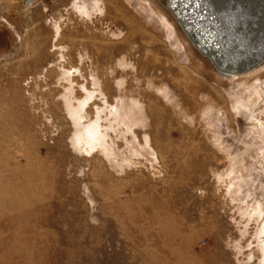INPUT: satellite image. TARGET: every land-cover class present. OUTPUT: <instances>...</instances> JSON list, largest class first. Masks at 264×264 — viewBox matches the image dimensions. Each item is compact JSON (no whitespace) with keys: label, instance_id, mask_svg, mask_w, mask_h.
<instances>
[{"label":"rangeland","instance_id":"obj_1","mask_svg":"<svg viewBox=\"0 0 264 264\" xmlns=\"http://www.w3.org/2000/svg\"><path fill=\"white\" fill-rule=\"evenodd\" d=\"M34 1L0 0V264H264V61L222 76L166 0Z\"/></svg>","mask_w":264,"mask_h":264},{"label":"water","instance_id":"obj_2","mask_svg":"<svg viewBox=\"0 0 264 264\" xmlns=\"http://www.w3.org/2000/svg\"><path fill=\"white\" fill-rule=\"evenodd\" d=\"M169 6L170 11L175 16L176 20L181 24L183 32L189 38L190 42L193 40L191 39L195 33L192 30V27H185L186 24H193V21L189 19V14L193 15L194 17L200 16L199 21L203 22V19H208V22H203L204 25H200L199 29L202 28L208 33L212 35L209 36L207 39L208 45L202 40H197V44L193 45L198 49L200 54L205 58L211 61V58L208 57L210 55V50L212 53H215L216 49H224V52L233 60L235 56L231 54V48L238 50V47H235V44L230 42V39L227 42L221 43L219 45H215L217 39L215 38L216 34L218 35L223 29L227 31V36H231V39H235V36H240L238 43L241 47L250 50L255 48L257 50L256 55L251 56L247 59V57H241L239 62H237V69L234 72L238 74L246 73L248 71L253 70L258 65L263 63L264 61V0H166ZM188 14V15H187ZM215 21V24H210L209 21ZM205 21V20H204ZM183 22V23H182ZM211 25V26H210ZM222 25L225 27L223 28ZM192 30V31H190ZM240 31L237 33L236 31ZM187 32V33H186ZM191 32H193L191 34ZM238 34V35H237ZM220 35V34H219ZM213 36V37H212ZM191 37V38H190ZM216 46V49H212V45ZM231 44L233 46H231ZM225 45V46H224ZM226 48L229 50L226 51ZM208 50V51H207ZM218 51V50H217ZM209 52V53H208ZM224 52H222L221 58H224ZM218 53V52H216ZM219 56V57H220ZM233 56V58H232ZM217 57V56H215ZM226 57L225 59L228 62H231L230 58ZM240 57V56H239ZM213 59V58H212ZM224 61L226 62V60ZM216 70L219 74L225 77L232 76L230 72L233 69L229 68H222L216 65L213 61H211ZM232 66V65H231ZM229 73H225V72ZM224 72V73H223Z\"/></svg>","mask_w":264,"mask_h":264},{"label":"bare ground","instance_id":"obj_3","mask_svg":"<svg viewBox=\"0 0 264 264\" xmlns=\"http://www.w3.org/2000/svg\"><path fill=\"white\" fill-rule=\"evenodd\" d=\"M15 2V1H14ZM23 3L25 4V6H29V5H32V4H34V3H36L34 0H23ZM198 3H199V0H198ZM188 15V14H187ZM193 15H195V13H193ZM193 15H191V14H189L188 16H189V19L190 20H192L193 21V24L191 23H189V24H186L185 25V27H192V30H193V32L195 33V35L194 36H192V42H194L195 43V45L197 44V41L199 42V40H202V41H204L205 43H207V41H208V37L209 36H211L212 34L211 33H208V32H206L205 30H203L202 28H200L199 29V32H198V27L200 26V25H204V23L203 22H208V19L206 20V19H203V22H200L199 21V17L200 16H196V17H194ZM201 18V17H200ZM205 20V21H204ZM209 22H211L212 24H215V21L213 20V21H209ZM183 23V22H182ZM211 26V25H210ZM215 26H216V24H215ZM222 27L224 28L225 26L224 25H222ZM192 30H190V31H192ZM197 30V31H196ZM193 32H191V34L193 33ZM202 32V33H201ZM237 33H239L240 31H236ZM187 33V32H186ZM198 33V34H197ZM227 31L225 30V29H223L218 35L216 34V36H215V38L217 39V41L218 42H216V46L217 45H219V44H221V43H224V41L225 42H227L228 43V41H229V39H230V42H232L233 44H235V47L237 46L238 47V50H235V49H233V47L231 48L232 50H231V54L232 53H234L233 54V56H235L236 55V57H234V59L232 60L228 55H227V53L226 52H224V49L222 48V49H216V46L213 44L211 47H213L212 49H216V50H214V51H216V52H218V53H212V51H211V49H210V55H208V57H210L211 58V61H213L216 65H218L219 67H222V68H228V65H229V68L230 69H233V71L232 72H230V73H232L231 75L232 76H236V75H241V74H238L237 72H234V71H236V69L238 68L237 67V62H239V60H240V58L241 57H247V59L249 58V57H251V56H254V55H256L257 53V51H255V50H257V49H255V48H252V49H250V50H247L246 48H243V47H241L240 45H239V43H238V40L240 39V36H235V39L233 40V39H231V36H227ZM238 35V34H237ZM213 37V36H212ZM208 38V39H207ZM195 40H197V41H195ZM208 44V43H207ZM207 44H205V45H207ZM225 46V45H224ZM231 46H233L232 44H231ZM218 50V51H217ZM229 49L228 48H226V51H228ZM264 50V49H263ZM208 51V50H207ZM208 52V53H209ZM222 52H224L225 54H224V58H221V56L220 55H222ZM254 53H256V54H254ZM215 56H217V57H215ZM220 56V57H219ZM233 56H232V58H233ZM240 56V57H239ZM226 57H229L231 60V62H228V60L227 59H225ZM213 58V59H212ZM224 59L226 60V62L224 61ZM240 61H242V59L240 60ZM232 65V66H231ZM259 66V65H258ZM237 67V68H236ZM224 73V72H223ZM225 73H229V72H225ZM242 74H244V73H242Z\"/></svg>","mask_w":264,"mask_h":264}]
</instances>
